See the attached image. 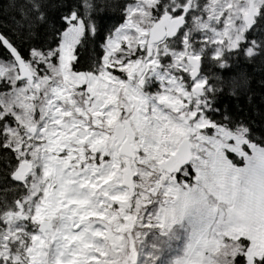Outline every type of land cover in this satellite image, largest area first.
I'll use <instances>...</instances> for the list:
<instances>
[{
    "label": "snow or ice",
    "instance_id": "obj_1",
    "mask_svg": "<svg viewBox=\"0 0 264 264\" xmlns=\"http://www.w3.org/2000/svg\"><path fill=\"white\" fill-rule=\"evenodd\" d=\"M0 14V264H264V134L217 106L264 64V0Z\"/></svg>",
    "mask_w": 264,
    "mask_h": 264
},
{
    "label": "trees",
    "instance_id": "obj_2",
    "mask_svg": "<svg viewBox=\"0 0 264 264\" xmlns=\"http://www.w3.org/2000/svg\"><path fill=\"white\" fill-rule=\"evenodd\" d=\"M6 2L7 0H0V8ZM19 2L23 3L24 0H19ZM53 2H56V0H53ZM9 15H15V13H9ZM51 15L55 18L57 15L55 9L52 10ZM112 22L114 21L105 19V24ZM3 23H7V21L4 15L0 14V24ZM92 54V49L86 47L81 55L84 59H87ZM237 70L247 73L246 86L240 88L235 96L224 95L220 97L217 106L221 108L227 106L228 111L233 116L250 122L253 130L259 136L264 134V64L260 60L255 63L243 62Z\"/></svg>",
    "mask_w": 264,
    "mask_h": 264
}]
</instances>
